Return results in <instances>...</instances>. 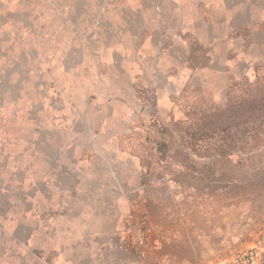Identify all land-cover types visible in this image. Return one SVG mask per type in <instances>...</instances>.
<instances>
[{
  "label": "clouds",
  "instance_id": "1",
  "mask_svg": "<svg viewBox=\"0 0 264 264\" xmlns=\"http://www.w3.org/2000/svg\"><path fill=\"white\" fill-rule=\"evenodd\" d=\"M231 3L0 0V264H264V0Z\"/></svg>",
  "mask_w": 264,
  "mask_h": 264
},
{
  "label": "rangeland",
  "instance_id": "2",
  "mask_svg": "<svg viewBox=\"0 0 264 264\" xmlns=\"http://www.w3.org/2000/svg\"><path fill=\"white\" fill-rule=\"evenodd\" d=\"M225 2L230 3V8L233 6L231 3V0H225ZM13 17L10 15L9 19H12ZM7 20H5L3 17H0V23H6ZM138 23V22H137ZM130 28L133 30V32L135 33L136 30V25L132 24L131 22L129 23ZM257 39H263V37H259ZM19 65L16 66L15 69H13L12 71H19ZM11 76V71L5 73V75L0 76V91H4V90H8V89H12L13 86L9 83V79ZM10 206L7 203V197L0 195V215H4L8 208ZM25 232H30V229L27 228L24 224H21L18 229H17V236H22ZM257 251L256 245L253 243H248L244 246V248L237 253V255H243L244 253H255ZM262 257H264V253H261L260 257H257L256 259L259 260ZM244 258L250 259V256H244Z\"/></svg>",
  "mask_w": 264,
  "mask_h": 264
},
{
  "label": "crops",
  "instance_id": "3",
  "mask_svg": "<svg viewBox=\"0 0 264 264\" xmlns=\"http://www.w3.org/2000/svg\"><path fill=\"white\" fill-rule=\"evenodd\" d=\"M226 3V5L230 8V3H228V2H225ZM239 21V17H237V19L236 20H234V24H236L237 22ZM259 38V37H258ZM263 39H264V37H263Z\"/></svg>",
  "mask_w": 264,
  "mask_h": 264
}]
</instances>
